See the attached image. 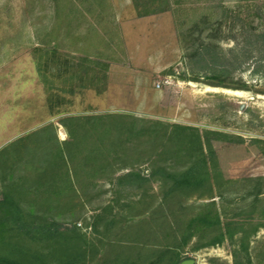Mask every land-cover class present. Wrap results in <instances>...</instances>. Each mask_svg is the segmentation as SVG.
<instances>
[{
  "label": "rangeland",
  "instance_id": "rangeland-1",
  "mask_svg": "<svg viewBox=\"0 0 264 264\" xmlns=\"http://www.w3.org/2000/svg\"><path fill=\"white\" fill-rule=\"evenodd\" d=\"M0 146L6 255L264 264V0H0Z\"/></svg>",
  "mask_w": 264,
  "mask_h": 264
},
{
  "label": "trees",
  "instance_id": "trees-1",
  "mask_svg": "<svg viewBox=\"0 0 264 264\" xmlns=\"http://www.w3.org/2000/svg\"><path fill=\"white\" fill-rule=\"evenodd\" d=\"M223 86L225 87V85ZM201 164L206 168V159L203 158L181 175L172 177V179L174 180V188L194 182V180L197 179L196 177L199 175V165L201 166ZM9 206H13L14 208L17 207L13 199L6 197V200L4 201V203H2V207ZM14 210H17L16 215H20V211L18 210V208ZM226 230L228 231V228H226ZM32 233L36 236H39V238L41 239L54 241V250L53 252H51L50 256L36 254L27 257L23 254L22 258L19 259L14 256L6 255L0 251V264H28L26 260L36 258L34 260L39 262L48 259L49 257L57 258L59 264H84L86 262V251L80 246L75 247V245H73V241H78L80 239V234L77 229L70 231L71 235H68L67 231L65 232V229L54 222L36 228L34 231H32ZM168 253L169 251L164 252L163 254L167 255Z\"/></svg>",
  "mask_w": 264,
  "mask_h": 264
},
{
  "label": "water",
  "instance_id": "water-1",
  "mask_svg": "<svg viewBox=\"0 0 264 264\" xmlns=\"http://www.w3.org/2000/svg\"><path fill=\"white\" fill-rule=\"evenodd\" d=\"M193 263H194V261H187L184 264H193Z\"/></svg>",
  "mask_w": 264,
  "mask_h": 264
},
{
  "label": "crops",
  "instance_id": "crops-1",
  "mask_svg": "<svg viewBox=\"0 0 264 264\" xmlns=\"http://www.w3.org/2000/svg\"><path fill=\"white\" fill-rule=\"evenodd\" d=\"M1 147V146H0Z\"/></svg>",
  "mask_w": 264,
  "mask_h": 264
}]
</instances>
